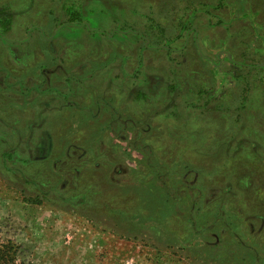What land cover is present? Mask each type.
Segmentation results:
<instances>
[{"label": "rangeland", "instance_id": "obj_1", "mask_svg": "<svg viewBox=\"0 0 264 264\" xmlns=\"http://www.w3.org/2000/svg\"><path fill=\"white\" fill-rule=\"evenodd\" d=\"M261 65L264 0H0V264H264Z\"/></svg>", "mask_w": 264, "mask_h": 264}, {"label": "crops", "instance_id": "obj_2", "mask_svg": "<svg viewBox=\"0 0 264 264\" xmlns=\"http://www.w3.org/2000/svg\"><path fill=\"white\" fill-rule=\"evenodd\" d=\"M185 46L188 47V43H186ZM186 50H184V51H186ZM200 56H202V54H200ZM226 56H228V52L226 53ZM204 61H206V59H204ZM209 63L211 64V66H210L211 84H210V87L208 88V90H210L212 92V94L215 95L214 99H216V98L219 99L218 102H219L221 110L223 112V116H222V118H223V117L229 115V113H230V111L228 110V107H229L228 99L230 98V96L224 97L221 94H218L220 96H217V92L216 91L218 89H223L224 90L222 82H224V81H227V82L233 81V80H235V77L231 76L232 73L230 71L223 72V67L222 66H218V65H214L211 62V60L209 61ZM187 69H191V68H187V65H186V66L182 67V69L180 68V69L177 70V72L175 71L173 73L174 74V78L176 79V82H178V88L177 89L180 91V98L183 99L186 96V99L184 100L185 107L187 105L191 104V101L187 100V98L190 97V96H187L188 94H191L190 92H193V91L196 92L197 91V94L200 97H202V95H204V93H205L204 87H202V83H203L202 75H203V73L201 71H195L196 74H192L190 77H187L186 76L188 74V70ZM259 69L264 71V65H261ZM218 71H220L221 73H224V75H226L225 77H227L228 79H226L224 81L220 80V83H219L218 82V80H219V76H218L219 72ZM181 72H182V77L179 78L178 74L181 73ZM217 77H218V79H217ZM147 78H149V77H147ZM261 79L264 80V77L263 78L261 77ZM190 80H191V82H189ZM237 81H244V79H238ZM245 85H246V90H248L249 85H251L250 81L249 80L244 81V86ZM200 88L203 89V90H200ZM231 88L232 87L227 86V88L225 90H229ZM181 95H183V96H181ZM198 100L200 101V103H198V104L195 103V104L204 107L205 104L201 103V102H203V100L202 99H198ZM212 103H213V101H212ZM179 104L183 105V103H179ZM227 112H228V114H226Z\"/></svg>", "mask_w": 264, "mask_h": 264}]
</instances>
